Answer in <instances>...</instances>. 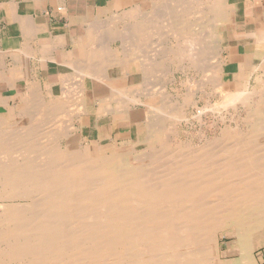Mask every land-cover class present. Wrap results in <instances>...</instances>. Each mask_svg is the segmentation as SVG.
Returning a JSON list of instances; mask_svg holds the SVG:
<instances>
[{
    "label": "bare ground",
    "instance_id": "6f19581e",
    "mask_svg": "<svg viewBox=\"0 0 264 264\" xmlns=\"http://www.w3.org/2000/svg\"><path fill=\"white\" fill-rule=\"evenodd\" d=\"M210 5V0H165L122 20V29L121 17L104 22L102 34L97 29L100 34L83 51L81 66L60 78L59 96L31 87L16 105L17 115L8 116L5 106L0 264H264V251L255 253L256 247L264 250V91L249 89L251 73L244 67L231 90L223 89V62L210 61L218 34L210 19H202ZM149 24L170 35L166 46L153 45L158 50L147 53L135 43L124 46V40L144 38ZM115 41L118 54L111 47ZM134 60L142 88H115L114 81H128L126 64ZM163 65L174 69L167 81L177 83L175 72L185 78L179 82L185 90L157 100L155 90L144 87ZM110 67L120 74L112 77ZM210 87L220 96L219 107L240 113V121L212 142L195 145L191 131L180 136L177 126L189 116L200 121L210 111ZM107 114L114 130L123 120L135 123L136 142L89 143L82 117ZM224 238L232 242L221 244Z\"/></svg>",
    "mask_w": 264,
    "mask_h": 264
},
{
    "label": "crops",
    "instance_id": "0c3cea01",
    "mask_svg": "<svg viewBox=\"0 0 264 264\" xmlns=\"http://www.w3.org/2000/svg\"><path fill=\"white\" fill-rule=\"evenodd\" d=\"M163 1L0 0V109L9 105L16 111L22 95L33 87L42 94L60 95L61 79L81 66L82 53L100 25L120 15L150 12ZM210 4L207 17L223 54L235 67L247 68L254 78L264 80V0H210Z\"/></svg>",
    "mask_w": 264,
    "mask_h": 264
},
{
    "label": "rangeland",
    "instance_id": "374dc122",
    "mask_svg": "<svg viewBox=\"0 0 264 264\" xmlns=\"http://www.w3.org/2000/svg\"><path fill=\"white\" fill-rule=\"evenodd\" d=\"M149 8H146L145 10L143 11H148ZM127 11V10H125ZM144 14V13H143ZM121 17V16H120ZM136 17V16H135ZM134 17V18H135ZM200 17V16H198ZM132 16L129 17V18H126V16H123L121 17V19L119 20V24L122 23V20H125V22L127 21V19L129 20H133L134 19ZM208 17L206 16H203L202 19L203 20H206ZM118 19V18H117ZM104 25V23L102 24ZM100 25V26H102ZM114 26V25H113ZM120 28H124L125 27V24H121L119 25ZM118 26V27H119ZM123 26V27H122ZM105 27V26H104ZM148 29H147V35L142 38V39H138L137 37L134 39L129 41H125L124 40V46H126V48H133V43H135V46L137 47L138 51L140 52H145L147 53L148 51H153L154 49L152 48L153 45H162V46H166V44L170 41V35L169 34H166L167 32L164 30V29H161V27L159 25H154V24H149V26H147ZM100 30V33L102 34L101 32V29L102 27L98 28ZM105 29V28H103ZM108 29V28H107ZM98 31V30H97ZM161 31V32H160ZM97 32V35L100 34ZM106 34V32H104ZM155 36V37H154ZM160 36V37H159ZM162 36V37H161ZM164 36V37H163ZM167 37V38H166ZM166 38V39H165ZM168 39V40H167ZM143 40V41H142ZM160 42H159V41ZM164 40V41H163ZM167 40V42H166ZM163 41V42H162ZM126 42V43H125ZM132 42V43H131ZM166 42V44H165ZM119 41L115 42V44L113 45L112 47V51L115 52V54H118L119 52V48H117V46L115 47V45H119ZM131 43V44H130ZM152 45H151V44ZM164 43V44H163ZM111 44V42H110ZM127 44V45H126ZM129 44V45H128ZM143 44V45H141ZM145 45V46H144ZM148 45V46H147ZM128 46V47H127ZM139 46V47H138ZM143 46V47H142ZM218 48V49H217ZM115 50V51H114ZM142 50V51H141ZM156 51L158 49H155ZM154 50V51H155ZM214 57H212V54H210V61L215 59V62L217 63V59H218V62L221 63L223 62L222 66L224 67V71H223V89L224 90H231V82L237 78L238 76H240L241 72L244 70L243 67H235V65H233L231 63V60L226 58V56L223 54L222 52V49L220 47H216L214 48ZM217 56V57H216ZM110 60H108L106 62V64H103L104 66H110L111 63H109ZM214 64H213V63ZM209 63V65H214L215 66V62L212 61ZM212 63V64H211ZM103 66V67H104ZM210 66V68H211ZM167 67V65H166ZM168 68V70H167ZM167 68H164V65L163 67L157 69L155 71V74L154 71L152 73V76L148 78L147 82L145 83V89L144 90H155L154 93H155V98L157 99L159 96H166V94H168L166 97L167 98H172L174 97V93L176 92H180L181 90V93L184 92L185 88L184 89H181V86H179V82H182V81H185V78H182L180 77L179 74H177V72H175V77L177 79V83L173 82L171 83L170 81H167L169 79V74H173V70L172 69L173 67H167ZM163 69V70H162ZM165 69L167 71H165ZM171 69V70H169ZM126 70L128 73H132L131 76L129 77V82L127 83V81L125 79L123 80H120V81H114L113 82V86L115 88H120V87H128V90H137L139 88H142L141 85H139L138 83L142 81L141 79V75L138 72V61L137 60H134L132 62H129L126 64ZM159 71V72H158ZM157 72V73H156ZM166 72V73H164ZM109 73L112 77H115V76H118L120 74V71H119V68L118 67H110L109 68ZM112 73V74H111ZM164 73V74H163ZM168 73V74H167ZM160 74V75H159ZM252 74V73H251ZM164 75V76H163ZM167 77H166V76ZM170 75V79H171V76ZM253 75H251L248 79V87L249 89L251 90H262L264 91V81H262V85L259 83H256L254 82L255 80L252 81V79L254 77H252ZM163 77V78H162ZM169 79V80H170ZM87 81V84H90L89 82V79L86 80ZM149 81V82H148ZM151 81V82H150ZM165 81V82H164ZM71 83L72 81H67L65 82L66 84L67 83ZM160 82V83H159ZM64 83V82H63ZM165 83V84H164ZM167 83V84H166ZM255 83V84H254ZM128 85V86H127ZM175 85L179 88H176ZM165 86V87H164ZM262 86V87H260ZM170 87V88H169ZM163 89L165 90V93L163 92ZM258 90V91H259ZM160 91V92H159ZM162 91V93H161ZM56 92H58V90L56 89ZM158 94V95H157ZM162 94V95H161ZM171 97H170V95ZM174 94V95H173ZM214 94V95H213ZM210 106H211V109L209 112H207L205 115H203V119H201L200 121H198L197 119L194 118V116H189L188 118V123H183L181 122L179 124L178 129V134H180V136H184V132L186 131L187 134H189L188 132L191 131V133L188 135L190 139H192V141L195 143V145H199L198 142H200L201 144H204L205 141L207 139L211 140L210 142L213 141V138L214 140L218 138V136H220L221 132L227 128H233L234 124H236L238 121H240V119H237V114L240 115V113H234L233 109L230 108V107H226L224 109V107L222 108L221 106L219 107V104L218 103H221V102H217L220 99V96L218 95V93H216V91H213L210 87ZM56 96H59L58 94H56ZM86 96H87V104L89 106H91L93 104V101L91 99V90L90 88L87 89V93H86ZM162 97H159V98H163ZM55 97V96H54ZM216 97V98H214ZM48 97H46L45 99H47ZM212 99V100H211ZM214 99V100H213ZM216 99V100H215ZM48 100V99H47ZM159 100V99H157ZM214 101V104L213 102ZM212 105H217L216 107H212ZM199 106H203V103L200 104ZM138 109H137V108ZM136 109L139 110L140 109V106H137L136 105ZM29 108V107H27ZM222 108V109H221ZM216 109V110H215ZM219 109V110H217ZM221 109V110H220ZM231 109V111H230ZM29 110V109H28ZM223 110V111H222ZM219 111V112H218ZM226 111V112H225ZM233 111V112H232ZM240 112V111H239ZM4 113V108L3 109H0V114H3ZM64 115H65V118H66V114L67 112H63ZM229 113V114H228ZM32 114V113H31ZM219 114V115H218ZM7 115L8 116H11L13 117V115H17V112L14 110V108L10 107V112H7ZM193 115V114H191ZM222 117L220 118L219 116ZM243 116V114L241 115ZM193 119V120H192ZM226 119V120H225ZM235 119V120H234ZM191 120V122H190ZM223 120V121H222ZM237 120V121H236ZM15 121H18L15 119ZM86 121V122H85ZM93 121V123H92ZM197 121V122H196ZM14 122V120H13ZM66 122V121H65ZM115 121L113 120V117L110 115V114H107V115H103L101 117H95L93 115H84L82 117V123H83V128H82V134L83 136L87 139L88 137H91V139L88 141L89 143L93 144V145H100V146H104V145H107L106 143L110 144L112 141L111 139H114V138H117L118 140L116 141V144L119 146L121 145L122 143H126V141H130V142H133L135 143L136 142V124L133 123V122H129V121H126L123 120L121 122H118L117 125H116V128L115 130L111 127V124L114 123ZM85 123V124H84ZM191 123V124H190ZM196 123V124H195ZM224 123V124H223ZM234 123V124H233ZM178 124V122H176V125ZM182 124V125H181ZM193 125V127L191 126ZM189 126V127H188ZM223 126V127H222ZM230 126V127H229ZM192 127V128H191ZM235 127V126H234ZM93 128H98V131H93V134H92V129ZM189 128V129H188ZM192 129V130H191ZM127 130V131H126ZM106 131V132H105ZM108 131V132H107ZM120 131V132H119ZM184 131V132H183ZM219 131V132H218ZM119 132V135H116L115 133ZM195 132V133H194ZM100 133V134H99ZM90 134H92L90 136ZM194 134V136L192 135ZM87 135V136H86ZM98 135H100V139L98 137ZM204 136V137H203ZM192 137V138H191ZM217 137V138H216ZM111 138V139H110ZM129 139V140H127ZM124 141V142H123ZM196 141V142H195ZM204 142V143H203ZM232 242L231 239H228V238H224L223 240H221V244L223 243H227V244H230ZM223 248V247H222ZM230 250H229V256L232 257L234 255V252L232 253V251L234 250V248H232V246L230 245L229 246ZM263 248H258L256 247V250H255V253L258 254L259 252H263Z\"/></svg>",
    "mask_w": 264,
    "mask_h": 264
}]
</instances>
